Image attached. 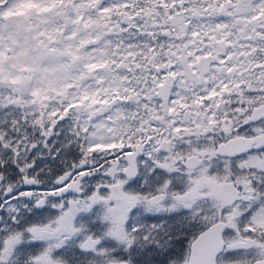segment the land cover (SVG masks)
<instances>
[{"label": "snow or ice", "instance_id": "6c2138e0", "mask_svg": "<svg viewBox=\"0 0 264 264\" xmlns=\"http://www.w3.org/2000/svg\"><path fill=\"white\" fill-rule=\"evenodd\" d=\"M0 264H264V0H0Z\"/></svg>", "mask_w": 264, "mask_h": 264}]
</instances>
